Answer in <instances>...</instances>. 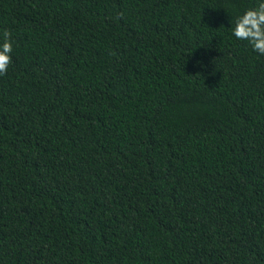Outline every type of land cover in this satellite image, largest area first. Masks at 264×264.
Here are the masks:
<instances>
[{"label": "trees", "instance_id": "trees-1", "mask_svg": "<svg viewBox=\"0 0 264 264\" xmlns=\"http://www.w3.org/2000/svg\"><path fill=\"white\" fill-rule=\"evenodd\" d=\"M257 0H0V264H264Z\"/></svg>", "mask_w": 264, "mask_h": 264}, {"label": "clouds", "instance_id": "clouds-1", "mask_svg": "<svg viewBox=\"0 0 264 264\" xmlns=\"http://www.w3.org/2000/svg\"><path fill=\"white\" fill-rule=\"evenodd\" d=\"M231 36L245 42L251 51L264 56V0H257L255 6L238 12L229 21ZM14 41L11 33L0 34V76L5 75L12 64Z\"/></svg>", "mask_w": 264, "mask_h": 264}]
</instances>
